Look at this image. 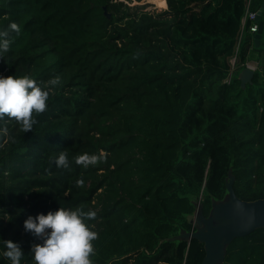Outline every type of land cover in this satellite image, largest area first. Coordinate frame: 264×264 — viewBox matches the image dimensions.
I'll return each mask as SVG.
<instances>
[{
	"label": "trees",
	"instance_id": "trees-1",
	"mask_svg": "<svg viewBox=\"0 0 264 264\" xmlns=\"http://www.w3.org/2000/svg\"><path fill=\"white\" fill-rule=\"evenodd\" d=\"M125 1L0 0V29L20 26L0 75L60 77L30 130L0 119V240L18 242L21 264L40 242L24 219L58 207L96 211L93 264H201L203 244L174 237L224 198L228 173L239 198L264 197V15L258 47L241 23L262 0H165L158 13ZM220 264H264V228Z\"/></svg>",
	"mask_w": 264,
	"mask_h": 264
},
{
	"label": "clouds",
	"instance_id": "clouds-1",
	"mask_svg": "<svg viewBox=\"0 0 264 264\" xmlns=\"http://www.w3.org/2000/svg\"><path fill=\"white\" fill-rule=\"evenodd\" d=\"M20 26L10 20L5 28L0 29V55L9 49L11 33H19ZM60 77H51L42 86L30 75H0V119L5 115L14 118L24 131H28L35 123L33 113L45 110L51 88L57 85ZM7 127L0 125V133H7ZM104 158L103 151L99 153L84 152L74 157L78 164L85 167L95 165ZM57 167H68L69 161L65 151H60L54 158ZM82 184L83 180H78ZM97 215L94 209L85 210L82 207H58L47 213L28 215L23 221L25 231L39 239L32 243L30 254L34 264H93L90 254L93 253L92 241L97 232L88 223ZM2 255L10 264H21L23 251L12 240H0Z\"/></svg>",
	"mask_w": 264,
	"mask_h": 264
},
{
	"label": "water",
	"instance_id": "water-1",
	"mask_svg": "<svg viewBox=\"0 0 264 264\" xmlns=\"http://www.w3.org/2000/svg\"><path fill=\"white\" fill-rule=\"evenodd\" d=\"M264 15V0L256 12L254 22L258 29L253 34V44L258 47L262 37ZM253 68L245 66L237 73V79L243 88L251 82ZM233 175L229 172L225 181L226 194L223 199L213 201L207 215L202 207L191 217L194 228L183 231L175 239H196L203 244L204 256L201 264H220L223 262L226 247L230 242L258 228H264V197L246 201L239 198L233 190Z\"/></svg>",
	"mask_w": 264,
	"mask_h": 264
},
{
	"label": "rangeland",
	"instance_id": "rangeland-1",
	"mask_svg": "<svg viewBox=\"0 0 264 264\" xmlns=\"http://www.w3.org/2000/svg\"><path fill=\"white\" fill-rule=\"evenodd\" d=\"M125 2L128 5H130V6H132V5L142 6L144 11H149V12H152V13L161 12L164 9H166V7H167L165 0H164L163 5H161L160 7H157L155 5L154 0H128V1H125ZM243 19H244V15H243L242 20H241L242 25L245 22ZM241 36H242V33L239 35L238 41L240 40ZM246 64L254 66V64L251 63V62L246 63Z\"/></svg>",
	"mask_w": 264,
	"mask_h": 264
},
{
	"label": "built area",
	"instance_id": "built-area-1",
	"mask_svg": "<svg viewBox=\"0 0 264 264\" xmlns=\"http://www.w3.org/2000/svg\"><path fill=\"white\" fill-rule=\"evenodd\" d=\"M248 3L249 2L247 1L246 7H245V12H244V19L243 20L244 21H247L248 20L250 22V25L248 27V31L251 34H254L257 31V29H258L257 23L254 22V17L256 15V12L248 10ZM232 62H233V60H232ZM246 66L247 67H251V68L254 69V66H251V65H248V64H246ZM225 81H227V80H225Z\"/></svg>",
	"mask_w": 264,
	"mask_h": 264
},
{
	"label": "bare ground",
	"instance_id": "bare-ground-1",
	"mask_svg": "<svg viewBox=\"0 0 264 264\" xmlns=\"http://www.w3.org/2000/svg\"><path fill=\"white\" fill-rule=\"evenodd\" d=\"M154 3L157 7H160L161 5H163L164 0H154Z\"/></svg>",
	"mask_w": 264,
	"mask_h": 264
}]
</instances>
